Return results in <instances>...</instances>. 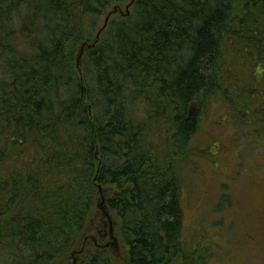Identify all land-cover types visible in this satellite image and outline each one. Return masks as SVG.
Instances as JSON below:
<instances>
[{
  "label": "trees",
  "instance_id": "trees-1",
  "mask_svg": "<svg viewBox=\"0 0 264 264\" xmlns=\"http://www.w3.org/2000/svg\"><path fill=\"white\" fill-rule=\"evenodd\" d=\"M218 104L264 140V0H0V264H208L180 193Z\"/></svg>",
  "mask_w": 264,
  "mask_h": 264
},
{
  "label": "rangeland",
  "instance_id": "rangeland-1",
  "mask_svg": "<svg viewBox=\"0 0 264 264\" xmlns=\"http://www.w3.org/2000/svg\"><path fill=\"white\" fill-rule=\"evenodd\" d=\"M223 67L226 72H229L228 82L234 87L241 86L239 76L231 73V70L235 71L233 65L226 63ZM254 86H257L259 94L255 93V95L249 96L256 100L263 98V91L253 82H249L240 89L246 92ZM191 109L195 111V109ZM222 114L223 109L218 104L214 108L213 114V116L216 115L215 118L218 117L217 121L209 122L208 120L201 137L197 138V141H204V147L208 146V151L205 152L202 147L203 149L200 148L196 154L192 155L190 160L196 162V168L192 173L191 169L184 173L186 181L183 183L184 187L180 193L184 227L186 233L193 232L196 244L210 247L211 254L208 264H264L263 166H261L258 175L260 180L256 181L262 183L263 186L255 185V193L253 187H251L252 191H248L250 184H253L250 182L249 168L254 170L259 166V159L264 152V140L253 141L251 139L249 142L248 135L243 134L239 136L240 141L238 137L235 139L231 113L228 112V116L225 114L220 117ZM211 115L212 113L208 117ZM205 117L207 118V115ZM248 118L254 120L255 116L250 114ZM230 131H232V140ZM253 132L256 133V131ZM213 138L216 141H213L212 146L210 140ZM228 142H232V149H235L236 146L241 147V149L238 148L240 155L237 154L235 159L239 156L243 157V161L240 162V165L243 163L240 166L241 169H236L237 172H230L235 177L234 182L232 181L233 177L223 171L225 163L232 162V159L234 161L232 154L229 155V151H224L225 147L223 148V145ZM252 154L256 155L253 157V162L250 163ZM261 160L264 161V157ZM231 167L239 168L233 165ZM252 172L255 174V170ZM226 179L230 181L228 188H224L228 186ZM226 191L230 199L225 194Z\"/></svg>",
  "mask_w": 264,
  "mask_h": 264
},
{
  "label": "water",
  "instance_id": "water-1",
  "mask_svg": "<svg viewBox=\"0 0 264 264\" xmlns=\"http://www.w3.org/2000/svg\"><path fill=\"white\" fill-rule=\"evenodd\" d=\"M99 189H101V188H99ZM100 193H101V190H100ZM100 207H101V209H103L102 202L100 203ZM110 235H111L112 240H115V237L112 235V228L110 229Z\"/></svg>",
  "mask_w": 264,
  "mask_h": 264
}]
</instances>
